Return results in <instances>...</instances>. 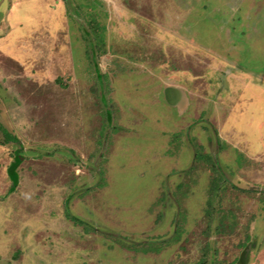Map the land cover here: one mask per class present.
Listing matches in <instances>:
<instances>
[{
    "label": "rangeland",
    "instance_id": "rangeland-1",
    "mask_svg": "<svg viewBox=\"0 0 264 264\" xmlns=\"http://www.w3.org/2000/svg\"><path fill=\"white\" fill-rule=\"evenodd\" d=\"M49 2L0 0V264H264V0Z\"/></svg>",
    "mask_w": 264,
    "mask_h": 264
},
{
    "label": "trees",
    "instance_id": "trees-1",
    "mask_svg": "<svg viewBox=\"0 0 264 264\" xmlns=\"http://www.w3.org/2000/svg\"><path fill=\"white\" fill-rule=\"evenodd\" d=\"M9 138L12 139V140H16L17 139L16 137H12V136H9ZM21 163H22V157L20 156V154H18V155H16L14 161L11 163V165L8 168V173H9L10 179L13 182L12 187L10 189V192H14L16 187H17V185H18L19 178H18L17 169H18V167L20 166ZM74 219L77 220V218H74Z\"/></svg>",
    "mask_w": 264,
    "mask_h": 264
},
{
    "label": "crops",
    "instance_id": "crops-1",
    "mask_svg": "<svg viewBox=\"0 0 264 264\" xmlns=\"http://www.w3.org/2000/svg\"><path fill=\"white\" fill-rule=\"evenodd\" d=\"M44 3H45V4H44L45 7H48L50 2H49V0H44ZM59 5H60V4H59ZM4 17H5V16H4ZM11 22H12V21H11ZM7 25H8V22H7ZM22 25H23V24H22L21 22H12V25H10V26L8 25V26H7V29L5 30V33H6L5 38H6V39H4V40H5V41L10 40L8 36H9V34L11 35V31H14V29H15V30H16V29L18 30V29L22 28ZM13 37H14V36H13ZM13 37H12V38H13ZM24 41H25V40L21 39V42H19V40H18V42H16L17 45H20V44H21L20 47H19V49H18V52H20V53H21L20 50L23 49L22 45H23V42H24ZM10 47H11V45H10ZM14 50H16V49H14ZM18 52H17V53H18ZM17 53H16V55H20V53H18V54H17Z\"/></svg>",
    "mask_w": 264,
    "mask_h": 264
},
{
    "label": "flooded vegetation",
    "instance_id": "flooded-vegetation-1",
    "mask_svg": "<svg viewBox=\"0 0 264 264\" xmlns=\"http://www.w3.org/2000/svg\"><path fill=\"white\" fill-rule=\"evenodd\" d=\"M9 136L15 137V136H13V135H9ZM11 141H14V140L11 139Z\"/></svg>",
    "mask_w": 264,
    "mask_h": 264
}]
</instances>
